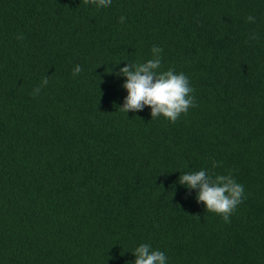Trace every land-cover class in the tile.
I'll use <instances>...</instances> for the list:
<instances>
[{
  "label": "trees",
  "instance_id": "1",
  "mask_svg": "<svg viewBox=\"0 0 264 264\" xmlns=\"http://www.w3.org/2000/svg\"><path fill=\"white\" fill-rule=\"evenodd\" d=\"M154 46L193 89L175 123L120 109L116 74ZM200 170L244 186L230 222L178 183ZM141 244L264 264V0H0V264H135Z\"/></svg>",
  "mask_w": 264,
  "mask_h": 264
},
{
  "label": "clouds",
  "instance_id": "2",
  "mask_svg": "<svg viewBox=\"0 0 264 264\" xmlns=\"http://www.w3.org/2000/svg\"><path fill=\"white\" fill-rule=\"evenodd\" d=\"M85 4L97 7H107L111 0H84ZM254 17L248 20L254 22ZM121 23L124 17L120 18ZM23 39V37H18ZM251 39H256L253 35ZM153 58L138 64H127L116 75L126 78L123 87L127 90V97L120 109L126 113L137 112L144 106L151 108V117L163 116L175 123L181 114H186L190 107H194V98L190 95L193 89L183 73H176L174 69L159 71L161 68L160 47L152 48ZM82 68L77 65L73 75H78ZM48 79L42 81L47 85ZM40 88L34 89L33 94H39ZM178 183L189 189H199L197 201L203 202L206 210L220 215L225 223L230 222L231 215L244 197V186L238 184L231 174L216 175L213 179L205 170L181 174ZM135 264H166L163 252L152 250L149 244L139 245L134 252Z\"/></svg>",
  "mask_w": 264,
  "mask_h": 264
}]
</instances>
